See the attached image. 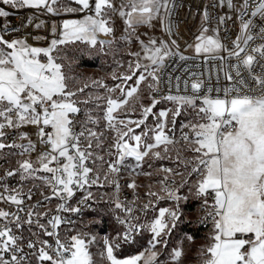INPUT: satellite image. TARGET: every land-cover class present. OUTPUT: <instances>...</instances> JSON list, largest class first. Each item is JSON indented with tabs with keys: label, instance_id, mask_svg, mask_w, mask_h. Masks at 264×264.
Returning a JSON list of instances; mask_svg holds the SVG:
<instances>
[{
	"label": "snow or ice",
	"instance_id": "snow-or-ice-1",
	"mask_svg": "<svg viewBox=\"0 0 264 264\" xmlns=\"http://www.w3.org/2000/svg\"><path fill=\"white\" fill-rule=\"evenodd\" d=\"M73 2L77 7L60 8L61 0H0V4L13 9L43 7L52 14L86 13L81 19L64 20L60 38H53L48 47H35L27 39L8 40L0 35V154L6 148L18 149L10 154L21 157L14 169H6L0 176V202L16 207L14 212L0 208V264H31L25 247L33 250L37 264H95L89 249L96 237L77 231L62 238L61 225L73 226L75 222L60 213L79 214L85 206L90 207L89 201L94 197L86 186L113 184L118 194L120 185L116 177L122 168H129L130 174L151 176L150 172L137 171L146 158L169 159L177 165V168L161 167L158 171L166 175L158 181L159 191H152L149 186L147 193L150 198L175 204L160 208L149 222H140L138 216L131 215L134 208L122 203L117 195L115 208L129 215L123 219L117 216L125 227L115 238L103 240L101 256L106 264H168L159 258L156 248L167 246L166 237L180 222L183 214L180 205L188 201V196L180 195L179 191L189 183L187 177L193 175L196 179L189 192L203 198L202 209L206 212L200 222L210 220L212 225L207 243L199 250L201 264H264V43L251 46L256 39L264 41V0H239L238 4L234 0H219L221 6L226 5L236 13L239 32L228 48L219 37L218 27L203 26L194 43L188 45L193 56L184 55L176 39L171 38L178 30L173 19L179 7L176 0H119V4L116 0ZM9 15L5 7H0V18ZM113 16L123 21V35L119 39L125 44L135 40L140 51H129L134 59L128 62L124 73L113 72L112 79L120 81L115 87L108 88L99 80H91V85L106 88L105 96L85 93L90 87L87 81L73 89L70 85L73 78L67 75L64 63L54 52L58 53L59 45L76 41L90 48L99 46L101 52L106 46L111 48L116 42ZM230 19L231 16H221L219 23ZM155 20L160 21L169 40L140 39L138 29L153 27ZM203 20H208L207 11ZM3 29L7 31L8 25L4 24ZM56 31L53 25V36ZM100 35L109 39H98ZM200 57L205 64L220 62L213 65L215 84L211 73L205 80L201 78L203 73L192 72L190 79H196L189 82L167 72L169 67L174 72L181 69L180 62ZM232 60L235 63H229ZM189 67L184 65L182 71L188 72ZM257 67L259 72L255 70ZM221 73L227 82L224 85L220 84ZM128 81L133 84L126 87ZM142 84L149 90L151 103H140V118L131 119L129 113L136 110L131 102H139ZM162 84L168 93L158 99ZM117 92L119 95H113ZM102 100L105 131H96L100 118L81 105L95 104L99 108ZM161 100L172 107L154 112ZM82 110L85 118L78 121L76 117ZM122 113L127 118H121ZM150 116L155 120L153 126L147 125ZM181 116L185 119L180 121L177 137V121ZM78 124L80 130L76 131ZM25 126L35 127L38 142L46 149L35 160L31 155L36 143L27 132L19 131ZM136 129H141L139 134ZM7 130L15 133L11 143L7 142ZM106 131L114 134L108 155L115 159L108 161L95 154V149L102 148ZM185 152L191 156L183 155ZM130 158L135 161L134 165L128 164ZM97 160L101 166H107L103 183L100 169L95 166ZM16 175H19L20 187L5 183L6 177ZM177 176L182 177L179 184L175 180ZM26 180H39L49 189L50 195L40 191L43 201L53 197L61 201L55 213L36 211L43 206L41 201L25 205V197L31 200L33 194L31 188L27 193L23 191ZM127 186L135 194L138 188L135 179ZM39 187L33 184V188ZM77 190H85L86 195L73 207L68 201ZM151 207L150 199L140 211L147 212ZM25 225L32 236L53 238L54 245L46 239L25 241L22 234ZM33 227L40 230L39 234L31 231ZM72 230L67 228L68 232ZM142 230L152 234L151 246L136 255L119 258L116 251L121 244L134 242L135 234ZM187 239L191 241L193 237L188 235ZM183 255L182 247L174 248L169 253L171 264H180Z\"/></svg>",
	"mask_w": 264,
	"mask_h": 264
},
{
	"label": "rangeland",
	"instance_id": "rangeland-1",
	"mask_svg": "<svg viewBox=\"0 0 264 264\" xmlns=\"http://www.w3.org/2000/svg\"><path fill=\"white\" fill-rule=\"evenodd\" d=\"M116 2L119 4V0H116ZM176 3L179 5V7L176 8L177 13L175 20L176 24L178 25V30L174 36V39H176L177 44L179 45L182 43H194L193 39L195 41L196 36L199 35L203 26H206L209 29L219 27L221 24L219 23V18H216L218 15L227 16L228 13L230 16L234 15V11L229 10L226 5L221 6L219 0H176ZM234 3L238 4L239 0H234ZM65 6L77 7L73 0H61L59 7L62 8ZM0 7H5V9L11 13V15H9L7 18H0V35H4L5 39L8 40L16 38L27 39V42L35 47H48L50 41L53 38H60L64 20L81 19L83 15L86 14L65 13L63 11H60L59 14H52L47 12V10L43 7H23L19 9H13L10 6H5L2 4H0ZM211 10L216 14L215 20L211 24H206L207 22L203 20L204 12L207 11L209 14V11ZM118 20L122 22L119 17ZM4 24L8 25L7 31H4L3 29ZM225 24H227V21H225ZM37 25H40V27H37ZM53 25H55L57 29L55 36H53L52 33ZM122 32V28L117 31V33ZM209 34H211V32ZM36 37H40V39H36ZM120 37L121 36L114 34V39L116 42L113 43L111 48L106 46L103 52L99 50V46L96 48H90L88 45L80 41L69 42L58 46V53L54 52V55H59L61 62H63L65 65V72L69 77L73 78L70 81V85L73 89L82 86L83 82L87 81L90 84V87L85 89V93L91 92L93 94L105 96L107 94L106 88L91 85V80H99L108 88L115 87L116 84L120 83L119 80L112 79V74L113 72H116L117 75H119L126 71L128 62L134 59L128 53L129 51H132V44L135 42V40H133L131 44H125L124 41L119 39ZM98 39H109V37L100 35ZM120 64H123V67H120ZM133 80H135V77ZM76 81H79L80 83H77ZM132 84L133 81H128L127 85L125 86H131ZM113 95H119V93L117 92ZM80 98L83 99V95H81ZM99 103V108H97L95 104L81 105V108H86L97 115L100 118L97 131H105V122L103 120L104 101L102 100ZM131 103L135 104L136 110L135 112L129 113L130 118L139 119L140 103H143L144 105H149L151 103L150 93L145 85L142 84L140 86L139 102L134 100ZM169 107H172L170 103L161 100V103L156 106L154 112L158 111L159 109ZM121 118L127 117L122 113ZM184 119L185 117L181 116L177 121V137H179L180 134V121ZM154 122V117L150 116L148 118L147 125L153 126ZM26 127L27 126L24 127V130H27ZM143 127L144 126H142V128ZM140 131L141 129H136L137 134H139ZM113 135V133L106 131L102 148H97V150L102 152V156L104 157L105 161L115 159V156L110 157L108 155V148L112 142ZM112 151L114 152L115 150L113 149ZM183 155L190 157L191 153L185 152ZM13 157V165L16 167V161L21 159V157L17 155H13ZM31 159L35 160V155H31ZM128 163L130 165H134L135 161L130 158ZM161 167L177 168V165L169 159L155 160L146 158L145 161L142 162L141 168L137 169V171L140 173L150 172L152 175L146 176L143 174H130L129 169V172L126 174L128 184L131 183L133 179H135L138 188L143 186L149 191V186H151L152 191L158 192L160 187L158 181L163 179V177L166 175L165 173L158 171ZM179 170L184 171L183 167H180ZM41 175H43V173H41ZM185 176L187 177V174H185ZM187 178L189 183L180 188L179 191L180 195L188 196V201L186 203L182 202L180 205L183 213L180 222H178L177 227L173 229L171 235L166 237L168 241L167 246L165 247L163 245H157L156 248V250L160 253L159 258L161 260L168 261V264H171L169 253H171L172 250L177 247H182L184 252V255L181 257L180 264H201L199 250L207 243V237L212 227L210 220L203 224L200 222L201 218L206 215L205 210L202 209L203 198H197L189 192L191 184L196 179L195 175ZM175 180L176 183L179 184L182 180V177L177 176L175 177ZM26 182L32 183L33 180H26ZM151 199L153 204H156V206H154L143 217L141 222H149L156 215H158L160 208L172 207L175 204L174 201L170 200H156L154 197ZM208 199L209 203H211V197ZM115 214V207L112 204H108L101 208V219L99 221H91L87 226H81L80 228L69 232L70 234H75L77 231H82L88 233L89 236L96 237L95 242L90 245L89 249L93 254L95 264H106V261L101 256L104 248L103 240L105 237L113 239L118 233V229L115 224ZM32 229H35V227ZM22 234L24 238L29 236V234L31 235L28 225L24 226ZM188 235L193 237L191 241L187 239ZM151 237L152 234L150 232L147 230H142L141 234L135 238L134 242L127 244L122 243L120 248L117 249L116 255L119 258H125L127 256L136 255L141 251H145L151 246L149 243Z\"/></svg>",
	"mask_w": 264,
	"mask_h": 264
},
{
	"label": "built area",
	"instance_id": "built-area-1",
	"mask_svg": "<svg viewBox=\"0 0 264 264\" xmlns=\"http://www.w3.org/2000/svg\"><path fill=\"white\" fill-rule=\"evenodd\" d=\"M176 9H175V16L173 17L174 21L176 20ZM227 16H230V14L228 13ZM216 14L214 12L209 11L208 14V20L206 24H211L214 20H215ZM221 17L220 15H218L216 18ZM232 19L230 20H226L227 24H221L218 28H219V37L221 39V41L228 47L231 48L232 47V41L235 39V37L237 36L238 32H239V21L236 19V13L234 12V15L231 16ZM176 35V33H175ZM174 35V36H175ZM167 40L170 39V37L168 35H166ZM174 36L171 37L172 39H174ZM194 42V39H193ZM260 43H264V41H261L260 39H256L255 41H253L251 43L252 47H255L257 45H259ZM179 45V44H178ZM188 43H182L181 45H179V50L187 56H193V50L188 48ZM169 64H171V61H168ZM219 61H209L207 64L204 63L203 58H196V59H191L188 61H184V62H180L181 64V69H178L176 71L173 72L172 67H169L167 69V72H172L173 76H177L179 75L181 77L182 80L185 79H189V82H191V79H196V77H191L190 79V73L192 72H196V73H203L204 76L201 77L205 80H207V76L209 73H211L212 75V83L215 84L216 83V68L213 66L215 65H219ZM229 63H235V60L229 61ZM184 65H188L189 67V71L188 72H184L182 71V68ZM196 65H199V67H197ZM257 72H259V68L257 67L255 69ZM221 75V80H220V84L224 85L225 82L223 80V73L220 74ZM246 75V73H245ZM173 85L176 84V80L173 79L172 81ZM181 88H183V85H181ZM173 93H175V89H172ZM168 93V88L165 85H161V92L159 94H157V98H160L161 95H165ZM84 110H88L86 108H82ZM82 110L81 113L76 117V119L78 121H82L85 118V111ZM92 115L94 117H98L97 115H95L93 112H91ZM89 127H92V125H89ZM99 127V124L97 126H95V130L97 131ZM27 130H24V127L22 129H20L19 131L21 132H27L29 133V136H31L30 138L32 139V141L34 143H36V150L35 152L32 153V155H36L42 151H45V146L44 145H40L38 142V138L36 136V129L33 126H27L26 127ZM79 124L77 125L76 131H79ZM9 132V136H8V143H11L15 133L13 132V130H7ZM17 143H27V141H17ZM18 151V149H4L3 153L0 154V176L4 175V172L6 169H14V165H13V160L14 157L13 155H11L10 153L12 152H16ZM95 154L98 156H102V152L95 149ZM129 164V163H128ZM89 166L92 167V163L89 162ZM96 167H99L100 169V173H101V182L103 183V174L106 171V164L101 166V162L99 160L96 161ZM129 172V168H122L121 172L119 173V175L116 177V179L118 180V183L120 185V189H119V193L117 194L116 191V187L113 184H108V183H104V185L101 187L99 185H93L90 188H88L86 186V190L87 191H91L93 193V200L89 201L90 207L85 206L83 208V211L79 214H73V213H60L63 216H67L69 217L71 220H73L75 223L73 226H65V225H61L60 228V235L61 237H65L66 235H70V233L67 231L68 227H71L73 230L80 228L81 226L85 227L88 225L89 222L91 221H99L100 218V210L101 208H103L104 206L108 205V204H112L115 207V197L118 195L119 200L124 203L126 206H130L134 208V211L131 215L134 216H138L140 222L142 221L143 217L154 207L156 206V204H153V207L149 208L147 210V212H143L140 211V207L144 204V203H148L149 200L151 199L147 193L148 190L145 187H139L136 189L135 194L133 193V190L130 189L127 185H128V179H127V173ZM5 183H7L10 187H14V188H18L21 186V181L19 178V175H16L15 177H6L5 178ZM29 184V185H27ZM33 184L39 185V188H33ZM32 189V199L28 200L27 197H25V205H34L37 203V201H41L43 206L42 207H38L36 209V211H40V212H45V211H49L50 214L55 213L56 207L59 203H61V201H59L57 198L53 197L50 201H43L41 195H40V191H44L46 195H50V191L47 188H44L39 180H35L32 183H28L26 181L23 182V191L25 193L28 192L29 189ZM2 190V189H0ZM86 195V191L85 190H77L75 195L73 196V198L71 200L68 201V203L75 207L77 206V202L83 198V196ZM102 197V198H101ZM152 200V199H151ZM135 201V203L133 204L132 202ZM0 208H3L7 211H16V207L14 205H10V204H4L3 202H0ZM116 214H115V224L116 227L118 229V232L121 231L125 225H122L118 222V220L116 219L117 216H119L120 218H124L125 216L129 215L127 213H125L124 211H122L121 209H116ZM20 215H24V213H20ZM44 220L47 219V217L43 218ZM43 222V220H42ZM135 222V221H133ZM26 226V225H25ZM32 232H36L39 234V229L35 228L31 230ZM142 231L138 232L135 234V238H137ZM19 234V233H18ZM25 241H27L28 239H32L34 241H36L37 239H46L48 240V242L50 244L54 245V239L47 237V236H31L29 234V236L24 238ZM37 247H39V244H37ZM25 252H27L29 254V259L31 260V264H37L36 258L34 255H32L33 250L27 249L25 247Z\"/></svg>",
	"mask_w": 264,
	"mask_h": 264
},
{
	"label": "crops",
	"instance_id": "crops-1",
	"mask_svg": "<svg viewBox=\"0 0 264 264\" xmlns=\"http://www.w3.org/2000/svg\"><path fill=\"white\" fill-rule=\"evenodd\" d=\"M113 20H114V28H115V35H119V36H122L123 32L122 33H117V31L122 28H124V25H123V21H119L118 20V16H113ZM122 25V26H121ZM153 27L149 28L147 26H141L139 29H138V34H140V39L141 40H144L145 42H147V40L149 39V37H154V38H157L158 40L159 39H164L167 41V38L165 36V33L162 31L161 29V25H160V21L159 20H155L153 21ZM132 51L135 52V51H140V47H139V44L138 42H134L132 44Z\"/></svg>",
	"mask_w": 264,
	"mask_h": 264
},
{
	"label": "bare ground",
	"instance_id": "bare-ground-1",
	"mask_svg": "<svg viewBox=\"0 0 264 264\" xmlns=\"http://www.w3.org/2000/svg\"><path fill=\"white\" fill-rule=\"evenodd\" d=\"M194 3H195V2H194ZM197 5H198V4H197ZM197 5H196V6H197ZM200 6H201V5H200ZM198 22H199V21H198ZM179 25H180V24H179ZM179 28H180V27H179ZM182 29H183V28H182ZM180 31H181V30H180ZM178 32H179V31H178ZM179 33H180V32H179Z\"/></svg>",
	"mask_w": 264,
	"mask_h": 264
},
{
	"label": "trees",
	"instance_id": "trees-1",
	"mask_svg": "<svg viewBox=\"0 0 264 264\" xmlns=\"http://www.w3.org/2000/svg\"><path fill=\"white\" fill-rule=\"evenodd\" d=\"M200 229V228H199Z\"/></svg>",
	"mask_w": 264,
	"mask_h": 264
}]
</instances>
